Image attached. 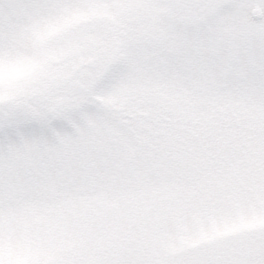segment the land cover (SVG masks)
Wrapping results in <instances>:
<instances>
[{
    "label": "snow or ice",
    "instance_id": "1",
    "mask_svg": "<svg viewBox=\"0 0 264 264\" xmlns=\"http://www.w3.org/2000/svg\"><path fill=\"white\" fill-rule=\"evenodd\" d=\"M0 264H264V0H0Z\"/></svg>",
    "mask_w": 264,
    "mask_h": 264
}]
</instances>
